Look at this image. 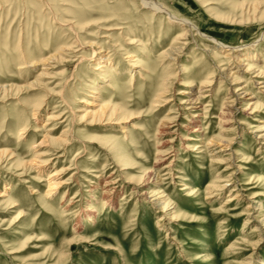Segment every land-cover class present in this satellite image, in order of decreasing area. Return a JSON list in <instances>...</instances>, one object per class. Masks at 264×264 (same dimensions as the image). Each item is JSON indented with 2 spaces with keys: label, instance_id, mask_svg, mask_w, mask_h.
<instances>
[{
  "label": "rangeland",
  "instance_id": "rangeland-1",
  "mask_svg": "<svg viewBox=\"0 0 264 264\" xmlns=\"http://www.w3.org/2000/svg\"><path fill=\"white\" fill-rule=\"evenodd\" d=\"M154 1L167 11L0 0V264H264V230L250 216L264 213V0ZM253 54L262 74L240 63ZM105 104L118 111L85 114ZM52 170L65 184L50 200ZM106 180L118 191L102 206ZM211 183L222 189L210 193ZM162 192L185 216L145 197Z\"/></svg>",
  "mask_w": 264,
  "mask_h": 264
},
{
  "label": "bare ground",
  "instance_id": "bare-ground-1",
  "mask_svg": "<svg viewBox=\"0 0 264 264\" xmlns=\"http://www.w3.org/2000/svg\"><path fill=\"white\" fill-rule=\"evenodd\" d=\"M140 1H142V6L144 7V8H149V9H151L154 13H158V12H166L167 10H166V8L163 6V5H161L160 3H158L157 1H154V0H140ZM169 15H170V20L173 22V23H176L177 25H181L182 26V28H183V26H188L189 28H193L194 27V25L189 21V20H183V19H180V18H178L177 16H175V15H173L172 13H168ZM185 28V27H184ZM188 30V29H187ZM190 30V29H189ZM188 30V31H189ZM197 30H199V29H197ZM183 31V30H182ZM183 33V32H182ZM185 33V32H184ZM184 35V34H183ZM182 36V35H181ZM180 36V37H181ZM220 48H222V47H220ZM234 47H232V48H230V49H233ZM177 49L176 48H172V49H170V51H169V53L168 54H166L167 55V57L170 55V54H175V55H178V53H177ZM231 55V54H230ZM107 56V55H106ZM105 55H101L99 58H101V57H106ZM165 56V55H164ZM173 60H176V59H174V58H172ZM103 60H107L108 61V59L106 58V59H103ZM134 62H133V65L134 66H140V61L138 60V59H132ZM259 60H260V56L259 55H257V54H253V55H247L246 56V60H244V59H242V60H240V61H243V62H240V63H242L245 67H246V71L247 72H250V71H256V73H259V74H262L263 73V69L262 68H259L258 67V65L256 64L257 62L256 61H258L259 62ZM246 61H247V63H246ZM106 62L105 61H100L98 64L100 65L98 68L99 69H101V68H105V70L107 69L108 70V64H105ZM238 63V62H237ZM133 70H135V69H133ZM139 74H141V76L143 77V74H142V72H140V70H138L137 71ZM134 72H132V76H134V74H133ZM228 74H226L227 76H232L233 77V79H238V81H237V84H240V83H243L244 82V80L241 78V77H235L234 78V74L229 70L228 72H227ZM255 76H262V75H255ZM212 78V77H211ZM211 79H208L207 81H205L204 82V84H203V86L202 87H208V86H210L211 85ZM261 83H263V82H255V84L256 85H258V84H261ZM165 84V83H164ZM111 86V85H110ZM165 86V85H164ZM202 87L200 88V90L202 89ZM259 88V90H261V87H258ZM164 89V91H167V89L164 87L163 88ZM166 89V90H165ZM239 90H242V88H233L232 89V92H234L233 94H234V96H237V97H239V96H241V95H239ZM248 89L247 90H245V92H247V94H249L248 93ZM161 92V91H160ZM199 92H204V91H199ZM187 93V92H186ZM262 93L264 94V91H262ZM96 98V97H95ZM242 97H240V101H242V99H241ZM251 98H254L253 96L251 97ZM182 100V99H181ZM162 101V100H161ZM238 101H239V99H238ZM188 101H183V103H187ZM191 102V101H190ZM236 103V99L234 100V102H233V106H234V104ZM88 104H91V106H98V104H96V103H94V102H92V101H90V100H88ZM233 106H232V108H233ZM118 110H117V107H110L109 105H107V104H105V105H101L100 107H98V109L97 110H94V108H91L90 110L89 109H87L86 111H85V114L86 115H89V114H93V115H95V114H97V113H100V112H111V113H116ZM234 111V109L233 110H231V109H229L228 110V113L229 112H233ZM236 112V111H235ZM124 114V113H123ZM196 116V115H195ZM165 121V120H164ZM163 121V122H164ZM227 121H229V120H227ZM164 123H166V122H164ZM228 124H231L230 122L229 123H227L226 125H228ZM199 129H195V130H193V132H195V131H198ZM261 130H264V128L263 129H261ZM260 130V131H261ZM125 132H126V130H124ZM257 134V133H256ZM255 134V135H256ZM21 135L19 134V137H20ZM259 138H264V134H258V139ZM51 139V141H56L57 139L56 138H50ZM184 140V139H183ZM197 140H200V139H197ZM224 142H228V141H226V140H223ZM116 145V144H115ZM186 147H187V149L188 150H190V151H194V150H196L195 148H190L189 147V145H186ZM218 152V151H217ZM0 153H3L2 155L3 156H5L6 154H7V152L6 151H2V152H0ZM12 153V152H11ZM14 154V153H13ZM234 155V154H233ZM14 155H12L11 156V159H12V157H13ZM6 157H7V155H6ZM14 158V157H13ZM158 159V158H157ZM16 162V166L18 167V165L19 166H22V167H25V166H28V165H32V164H34V165H36L37 167H39L38 168V170L40 171L41 170V166H44L47 162L46 161H44V160H30V162H24V161H21V160H17V161H15ZM161 162V161H160ZM229 162H230V165H234L235 163H234V160H233V157L232 156H230V158H229ZM123 165L125 164L124 162L122 163ZM170 165V164H169ZM236 165V164H235ZM171 166V165H170ZM236 167L237 168H239L240 166L239 165H236ZM167 168V167H166ZM21 169V168H20ZM156 173V176H157V178L159 177V172L158 171H156L155 172ZM59 172L58 171H54V170H52V172L50 173V175H49V177L47 178V179H45V181H46V183H47V191H46V193H45V196L46 197H49V199L50 200H52L55 196H56V194H58V192L61 190V188L63 187V185L65 184V181H62V180H60V178L58 177L59 176ZM184 181H188L189 179L187 178H184L183 179ZM259 180H264V177H262V176H259ZM114 184H116V182H114V181H112V180H106L105 181V185L100 189L101 191H102V194H103V198H102V206H104L105 204H113L114 202H113V200H114V194H115V192L116 191H118V188H117V186L116 185H114ZM247 184H251V182H248ZM184 185H185V188L184 189H187V196H192L193 194H195L196 193V186H192V187H190V185L186 182V183H184ZM5 188H7V189H9V187H5ZM198 188V187H197ZM7 189H3L2 191H0V198H2V197H6V196H8V193H7ZM209 190H210V193H213L214 191H219V190H221L222 189V184H216V183H211L210 185H209V188H208ZM92 195H94V194H92ZM146 196V198H148V197H151V196H155V200H154V204L157 206V207H160V208H162V210L164 211V212H166V210H168V208H170L172 205H173V219H176V220H179L180 219V217L181 216H185V213L184 212H182L181 211V209H180V207H179V205L178 204H174V202L172 201V199L169 197V196H166V198H164L163 196V192L162 193H160V194H153V195H147V194H145ZM158 196V197H157ZM256 196V195H255ZM63 197H65V192L63 193ZM94 197V196H93ZM235 195H232V196H230L229 198H228V201L226 202V204H229V202H233L234 200H235ZM74 199V198H73ZM73 199L72 200H70L69 201V203L67 204V206H66V209L64 210V212L65 211H68V210H70L71 209V207L73 206ZM50 200L47 202V203H49L50 202ZM62 201H63V198L60 200V203H62ZM260 201V200H259ZM259 201L257 202V203H259ZM9 204H11L10 205V208H15V207H17V203H13V201H11V200H9ZM46 205V204H45ZM260 207L261 208H263V205H260ZM97 208L98 207H94V208H92V209H87V213H85L84 214V218H85V222H87L88 224L89 223H91V222H93L94 220H95V216L97 215ZM255 212H253V213H251L250 214V216L253 218V219H255L256 220V222H257V230L260 232V231H263L264 230V213H262L261 211H259L258 212V210L259 209H257V208H255V209H253ZM89 212V213H88ZM256 212H258V213H256ZM262 213V214H261ZM24 216V213H22V212H20V213H18V217H23ZM80 217V218H79ZM77 222H76V224L74 225L75 226V228H74V230L75 231H78V230H81V228H82V223H83V221L81 220V215H77ZM261 218V219H260ZM19 218H17V220H18ZM16 220V221H17ZM170 229V228H169ZM232 247H234V245L232 246ZM15 252H18V251H13L12 253H14L15 254ZM59 255V254H58ZM60 258H61V256H60Z\"/></svg>",
  "mask_w": 264,
  "mask_h": 264
}]
</instances>
